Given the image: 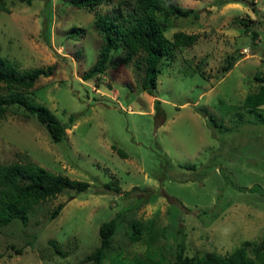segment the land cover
Instances as JSON below:
<instances>
[{
	"label": "rangeland",
	"instance_id": "rangeland-1",
	"mask_svg": "<svg viewBox=\"0 0 264 264\" xmlns=\"http://www.w3.org/2000/svg\"><path fill=\"white\" fill-rule=\"evenodd\" d=\"M1 2L0 54L17 72L53 65L25 91L67 126L52 141L32 113L8 106L0 162L33 160L89 185L33 203L24 223L1 225L0 264H89L81 257L115 214L107 251L126 258L172 261L180 241L188 256L225 253L244 240L250 255L253 246L264 249V103L242 104L264 84L254 78L264 73V0H173L185 16L157 11L166 37L179 30L195 38L161 58L152 93L140 85L143 53L124 59L120 47L83 78L102 41L94 11L118 20L131 0L92 8ZM131 220L141 226L138 238Z\"/></svg>",
	"mask_w": 264,
	"mask_h": 264
},
{
	"label": "trees",
	"instance_id": "trees-1",
	"mask_svg": "<svg viewBox=\"0 0 264 264\" xmlns=\"http://www.w3.org/2000/svg\"><path fill=\"white\" fill-rule=\"evenodd\" d=\"M25 1L28 3L30 0ZM100 1L68 0L69 4L75 7L88 8H92ZM0 8L5 9L1 0ZM157 11L164 15L174 16H185L188 13L187 9L175 4L173 0H131V8L118 20L94 11L93 22L102 41L96 59L83 73V78L103 70L108 53L120 47L124 59L130 58L136 52L143 53L144 66L140 85L148 93H152L161 58L171 56L174 47L180 44H190L195 38L194 33L179 30L174 31L171 38L166 37L162 24L156 16ZM250 31L252 37L255 36L256 30L251 29ZM52 70L53 65L49 64L33 66L17 72L16 64L0 54V82L8 88L5 93L0 92V118L4 116L8 106H21L27 112L32 113L44 126L52 141H60L64 137V129L67 125L59 121L45 104L34 101L25 91L37 77L48 76ZM254 78L261 81L264 73L262 75L255 73ZM157 102L159 99L155 98L153 105L157 106ZM263 103L264 84H260L254 91L247 92L242 100V104L249 109H255ZM68 118H72L71 114ZM113 148L117 153L123 154L120 149ZM88 185L87 180L52 172L33 160L0 162V226L13 219H19L24 223L33 203L54 197L64 189L82 191ZM60 207L61 204L57 203L50 215L54 216ZM116 222L117 215L115 214L99 223L98 244L81 257L83 261H88L89 264H264V249L253 246V254L250 255L246 250V243H249L247 240L225 253L207 250L190 256L185 254L184 243L180 241L172 261H164L160 258L144 261L136 257L126 258L118 251L113 253L107 251ZM130 224L135 231L131 233V237L138 238L141 226L135 220H131ZM50 242L54 245L52 240ZM54 250L63 254L56 246Z\"/></svg>",
	"mask_w": 264,
	"mask_h": 264
}]
</instances>
